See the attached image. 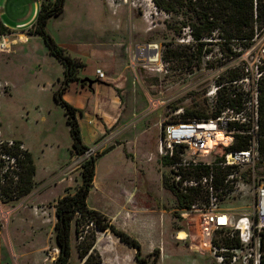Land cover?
Returning <instances> with one entry per match:
<instances>
[{
  "label": "rangeland",
  "instance_id": "obj_1",
  "mask_svg": "<svg viewBox=\"0 0 264 264\" xmlns=\"http://www.w3.org/2000/svg\"><path fill=\"white\" fill-rule=\"evenodd\" d=\"M101 1L123 7L120 29L109 19L106 32L107 24L101 22L96 10ZM63 11L49 20L46 30L58 45L64 42L70 47L64 49L66 54L72 56L77 51L85 64L77 69L78 80L69 83L63 99L80 109L77 120L82 140L97 157L88 207L102 212L139 241L141 257L150 253L141 264H221L213 249L202 250L197 226L190 224L188 229L182 222L170 167L160 163L157 141L161 123L168 119L182 118L186 110L201 114L215 110L216 105L206 95L215 80L213 58L217 49L227 50L234 32L222 23L200 39H187L183 27L196 21L194 14L182 9L165 17L153 0H65ZM38 12V0H0V22L16 33L27 31ZM129 16L136 20L132 41L126 29ZM254 25L263 33L262 21ZM11 39L8 49H0V128L6 139L20 135L26 140L35 174L32 190L21 199L1 203L0 198V264H53L58 254L54 205L81 184V163L89 154L73 151L64 108L53 98L63 78V64L49 53L38 35L28 44L12 43ZM119 39H125L130 50L125 75L119 73L118 65L114 73L109 69L113 41ZM253 43L237 40L234 45L244 50ZM84 44L93 52L88 53ZM149 44L157 47L158 60L145 64L141 57L145 51L140 55L137 51ZM165 52L166 61L162 60ZM98 64L104 69L102 80L111 85H98L92 107L95 93L86 81L94 80ZM116 95L120 104L107 101ZM238 170L245 172L247 168ZM239 188L223 198L219 207L236 214L246 211L247 188ZM179 231L187 235L183 232L179 239ZM227 235L216 231L213 245L214 240ZM90 242L94 244L85 263L86 258L79 254ZM70 245L68 264L98 260L99 264H136L133 249L109 230H94L86 219L79 218L77 231L72 223Z\"/></svg>",
  "mask_w": 264,
  "mask_h": 264
},
{
  "label": "built area",
  "instance_id": "obj_2",
  "mask_svg": "<svg viewBox=\"0 0 264 264\" xmlns=\"http://www.w3.org/2000/svg\"><path fill=\"white\" fill-rule=\"evenodd\" d=\"M253 1V17L256 19L257 0ZM160 12L165 17L171 15L164 10ZM261 31L255 27L250 39L255 43L248 49H237L234 45L237 40L245 42L247 39L232 37L226 51H215L212 68L215 80L206 94L208 100L216 105L215 110L211 113L207 111L205 117L168 119L161 123L157 141L160 157L173 160L169 167L175 191L191 195L193 190H200L206 194L205 203H192L189 207L181 208V219L188 229L190 224L197 226L202 250L213 249L215 258L221 264H260L262 255L264 174L257 173L255 169L261 159L260 144L264 140L260 125L264 97V31ZM183 33L187 34V39H195L190 25L183 27ZM7 36L0 35L1 50L10 47ZM147 46V51L141 57L145 64H152L158 60L157 47L153 46L156 52L152 53V44ZM95 75L99 80L105 77L100 68L95 69ZM218 134L223 139L218 140ZM226 138L229 139L227 143L224 141ZM236 138L245 140L246 147L233 148ZM3 143L12 146L14 140L0 138V146ZM86 154L90 155V150ZM0 163L4 167L1 175L6 171L11 174L20 170L17 157L9 152L0 151ZM213 164L231 168L219 186L215 185L212 174L196 175L190 171ZM243 167L249 168V172H239L238 169ZM242 187L247 188L245 195L249 203L246 211L236 214L219 207L223 198ZM216 231L227 232L230 237L237 238L239 244L231 247L213 245L212 235Z\"/></svg>",
  "mask_w": 264,
  "mask_h": 264
},
{
  "label": "trees",
  "instance_id": "obj_3",
  "mask_svg": "<svg viewBox=\"0 0 264 264\" xmlns=\"http://www.w3.org/2000/svg\"><path fill=\"white\" fill-rule=\"evenodd\" d=\"M38 2L39 12L37 19L27 32L40 36L47 46L49 53L64 66L63 78L59 87L53 92V98L64 108V115L66 116V122L69 125L72 138L73 151L78 154H84L89 150V146L82 140L81 129L77 120V113H80V110L67 103L63 99V94L68 89L71 81L78 80L76 71L78 68L84 67L85 64L80 59L66 54L64 48L58 45L46 30L48 20L51 17L59 16L63 12L65 0H38ZM153 2L156 7L166 12L172 13L182 9L192 12L196 21L190 26L195 39H200L204 35L212 33L222 23H226L231 31L234 32L229 38L251 39L256 27L254 24L257 21H262L264 25V0L256 1V19L253 17V0H153ZM9 33L10 31L0 22V35ZM167 58L168 53L165 52L162 55V60L166 61ZM201 113L186 110L181 119L187 120L194 117H205V113ZM261 115V132L264 135V97L261 103ZM20 143L19 140H14V145L12 146H7L5 143L0 146L1 152H9L17 157L20 167L19 171L12 172L11 174L6 171L1 175L0 170L1 203L17 201L32 190V181L35 174L34 160L32 154L27 149L20 147ZM244 147H246L245 140L236 138L233 148L242 149ZM260 157L261 159L257 162L255 169L257 173L264 174V164L262 163L264 160V140L260 144ZM96 158L93 154H90L83 159L81 163V184L73 193L61 196L54 205L56 217L54 231L58 254L53 264H68L71 256L70 234L72 223L75 224V231H77L79 218L89 221L93 225L94 230L103 232L109 230L119 241L135 251L134 258L136 264H141L149 257L150 253L145 257H141L140 243L135 237L117 228L105 214L87 205V198L93 186V178L95 176ZM172 161L168 158H160V163L164 166L170 165ZM1 166L2 164L0 163V168ZM190 171L196 175L212 174L215 185L219 186L223 183L225 175L231 171V168L213 164L194 168ZM248 172L249 168L243 174ZM14 175L17 177L16 180L14 179ZM163 184L168 186L165 178H163ZM174 193L180 208L189 207L197 199L206 201V194L200 190H193L191 195H183L177 191ZM93 244L94 242H90L79 254L82 258H86L85 263L91 256L89 252L92 250ZM238 244L237 238L228 235L218 241L214 240V245L217 247H231ZM261 251L260 264H264V230L261 232ZM99 263L100 261L98 260L92 264Z\"/></svg>",
  "mask_w": 264,
  "mask_h": 264
},
{
  "label": "crops",
  "instance_id": "obj_4",
  "mask_svg": "<svg viewBox=\"0 0 264 264\" xmlns=\"http://www.w3.org/2000/svg\"><path fill=\"white\" fill-rule=\"evenodd\" d=\"M97 9L96 10H98V14H99V18H100V20H101V22L102 23H105V24H107L106 25V32H108V22H109V19H114L113 21L114 22H116L117 23V27H118V29H120L121 28V25L123 24V12L121 13V10L123 9V7L120 5L118 8H116V7H112L111 5H109L108 3H106L105 1H101V3H98V5H97ZM130 8L131 7V5L129 4L128 6H126V8ZM125 9V8H124ZM64 12V11H63ZM62 12V13H63ZM119 12L121 13V14H119ZM61 13V14H62ZM61 14L59 15V16H61ZM59 16H56V17H59ZM111 17H113V18H111ZM51 18H53V17H51ZM50 18V19H51ZM49 19V20H50ZM49 20H48V22H49ZM48 22H47V24H48ZM136 20L135 19H133L132 17H130L129 16V18L127 19V22H126V29H127V32H128V34H129V40L130 41H132V38H131V36H133V33L134 32H136ZM4 26H5V24H3ZM29 26V25H28ZM32 26V25H31ZM31 26H29L26 30L28 31V29L31 27ZM123 26V25H122ZM9 31H10V33L9 34H7L8 36V39L10 38V37H12V39H11V41H12V43H14L13 41H17V42H19V43H26V44H28V43H30V39H31V37L32 38H34V37H36L37 35H34V34H29L27 31H20L19 33H16V32H14L11 28H9L8 26H5ZM46 27H47V25H46ZM39 37V36H38ZM113 40V39H112ZM120 40H122V39H119V40H114L113 41V50L110 52V54L111 55H113L112 57L110 56V67H109V69H110V71L112 72V73H114L116 70V66L115 65H118V67H119V73L121 74L122 73V75L124 74L125 75V73H126V66H127V61L130 59V50H129V45L127 46V44H126V41H125V39H124V42L123 41H120ZM59 45L61 46V47H63L64 49H68V48H70L69 46H67L66 45V43H64V42H61V43H59ZM84 46H85V48L87 49L86 51H88V53H92L93 51L92 50H90L89 49V47H91L90 45H88V44H84ZM92 46H94L93 44H92ZM84 48V49H85ZM92 48V47H91ZM92 55V54H91ZM73 57H76V58H78V59H80L81 60V58L80 57H78V56H80L79 55V53H77V51H75V52H73V55H72ZM113 63H114V65H113ZM97 68H100L101 70L103 69L102 68V66H100L99 64L98 65H96V67H95V69H97ZM95 69H94V80H92V84L90 85V87L94 90V93H95V95H94V102L92 103L91 102V104H92V107L94 106V104H95V101H96V97H97V93L95 92V90L96 89H98V85L99 84H106V85H111V83H109L110 81H106V83H105V81H103V80H99V79H97V77H96V75H95ZM104 70V69H103ZM88 84V83H87ZM67 91V90H66ZM66 91L64 92V94L66 93ZM118 101V103L120 104L121 103V98H120V96L119 95H116V97L115 98H113V97H110V98H108L107 99V101L108 102H115V101ZM80 110V109H79ZM104 111H106V113H110V109H109V107H105V110ZM80 129H81V127H80ZM89 131H93L92 129H88ZM0 137L2 138V139H5V140H9V139H13V140H19L21 143V147L23 148V149H27L31 154H32V152H31V150H30V148H29V146L27 145V142H26V140L24 139V138H22L20 135H14V136H12L11 138H9V139H6L3 135H2V133H1V128H0ZM87 146H88V143H85ZM32 157H33V155H32ZM33 160H34V158H33ZM34 164H35V162H34ZM35 181V180H34ZM24 202H23V200L19 203V205H22ZM6 244H7V248H8V243L6 242ZM10 244V249L12 248L13 249V246H12V244L13 243H9ZM7 253V252H6ZM18 257H22V253L20 254H16ZM6 263V262H5Z\"/></svg>",
  "mask_w": 264,
  "mask_h": 264
},
{
  "label": "bare ground",
  "instance_id": "obj_5",
  "mask_svg": "<svg viewBox=\"0 0 264 264\" xmlns=\"http://www.w3.org/2000/svg\"><path fill=\"white\" fill-rule=\"evenodd\" d=\"M154 45H152V49H154V47H153ZM146 52L147 51V47H146V49H144V50H142V49H139L138 51H137V54H142L143 52ZM152 60H156V59H152ZM157 61V60H156ZM217 139L219 140H221V139H223L222 138V136L220 135V134H218L217 135ZM224 141H225V143H227L228 141H229V139L228 138H226V139H224ZM183 236H184V233L182 232V231H179L178 232V237L177 238H179V239H182L183 238Z\"/></svg>",
  "mask_w": 264,
  "mask_h": 264
},
{
  "label": "water",
  "instance_id": "obj_6",
  "mask_svg": "<svg viewBox=\"0 0 264 264\" xmlns=\"http://www.w3.org/2000/svg\"><path fill=\"white\" fill-rule=\"evenodd\" d=\"M146 47H148V46H146ZM155 52H156L155 48L152 49V53H155ZM86 82L88 83V86H90L92 84V81H90V80H88Z\"/></svg>",
  "mask_w": 264,
  "mask_h": 264
}]
</instances>
